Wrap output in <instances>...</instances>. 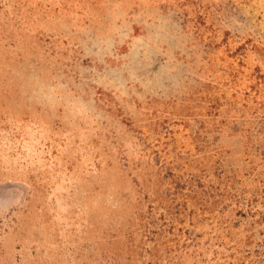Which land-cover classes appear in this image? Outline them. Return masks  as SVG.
<instances>
[{"label": "rangeland", "instance_id": "374dc122", "mask_svg": "<svg viewBox=\"0 0 264 264\" xmlns=\"http://www.w3.org/2000/svg\"><path fill=\"white\" fill-rule=\"evenodd\" d=\"M0 264H264V0H0Z\"/></svg>", "mask_w": 264, "mask_h": 264}]
</instances>
